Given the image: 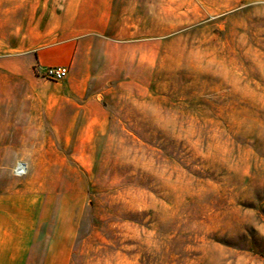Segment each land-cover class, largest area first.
Instances as JSON below:
<instances>
[{
    "label": "rangeland",
    "instance_id": "obj_1",
    "mask_svg": "<svg viewBox=\"0 0 264 264\" xmlns=\"http://www.w3.org/2000/svg\"><path fill=\"white\" fill-rule=\"evenodd\" d=\"M88 3L135 70L35 175L80 198L70 264H264V0Z\"/></svg>",
    "mask_w": 264,
    "mask_h": 264
},
{
    "label": "crops",
    "instance_id": "obj_2",
    "mask_svg": "<svg viewBox=\"0 0 264 264\" xmlns=\"http://www.w3.org/2000/svg\"><path fill=\"white\" fill-rule=\"evenodd\" d=\"M110 9L88 0H0V264H70L80 198L45 192L35 175L52 172L55 153L65 163L54 126L102 125L99 99L132 81L134 40L116 37ZM72 21L84 26L78 35ZM49 67L69 71L56 83L43 78Z\"/></svg>",
    "mask_w": 264,
    "mask_h": 264
},
{
    "label": "built area",
    "instance_id": "obj_3",
    "mask_svg": "<svg viewBox=\"0 0 264 264\" xmlns=\"http://www.w3.org/2000/svg\"><path fill=\"white\" fill-rule=\"evenodd\" d=\"M68 69L66 67H49L44 71L43 78L46 80L58 82L66 78ZM16 175H22L24 168L21 165H17L14 169Z\"/></svg>",
    "mask_w": 264,
    "mask_h": 264
}]
</instances>
